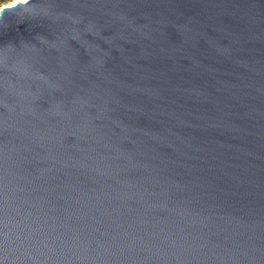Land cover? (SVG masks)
<instances>
[{
  "label": "water",
  "instance_id": "water-1",
  "mask_svg": "<svg viewBox=\"0 0 264 264\" xmlns=\"http://www.w3.org/2000/svg\"><path fill=\"white\" fill-rule=\"evenodd\" d=\"M30 6L0 21V264H264V0Z\"/></svg>",
  "mask_w": 264,
  "mask_h": 264
},
{
  "label": "clouds",
  "instance_id": "clouds-1",
  "mask_svg": "<svg viewBox=\"0 0 264 264\" xmlns=\"http://www.w3.org/2000/svg\"><path fill=\"white\" fill-rule=\"evenodd\" d=\"M30 9H32L30 0H0V21L4 20L6 11L11 15L10 10H15L17 14H20L28 13Z\"/></svg>",
  "mask_w": 264,
  "mask_h": 264
}]
</instances>
